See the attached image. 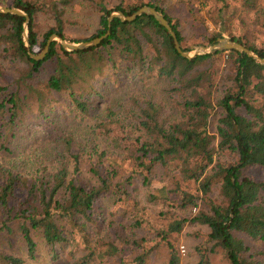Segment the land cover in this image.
I'll use <instances>...</instances> for the list:
<instances>
[{"label":"trees","instance_id":"16d2710c","mask_svg":"<svg viewBox=\"0 0 264 264\" xmlns=\"http://www.w3.org/2000/svg\"><path fill=\"white\" fill-rule=\"evenodd\" d=\"M85 1L94 31L70 39L68 16ZM0 5L28 14L33 53L53 33L78 42L109 31L84 50L52 41L34 60L24 17L0 13V264H30L41 246L53 264H145L157 243L179 264L168 239L187 223L207 226L205 242L230 264H264V179L247 174L264 167V64L235 51L188 59L153 16L107 19L148 5L184 50L226 34L264 58V0Z\"/></svg>","mask_w":264,"mask_h":264},{"label":"rangeland","instance_id":"374dc122","mask_svg":"<svg viewBox=\"0 0 264 264\" xmlns=\"http://www.w3.org/2000/svg\"><path fill=\"white\" fill-rule=\"evenodd\" d=\"M84 5L86 7H84ZM94 9L88 2H84L83 7L80 10H73L70 12L69 20L66 25V31L68 33H71L70 39L72 37H86L89 36L94 31V17H93ZM75 13H80L78 15H75ZM70 21V22H69ZM209 30L212 28V26L208 23ZM47 26L43 29L45 30ZM26 34L28 35V29L26 31ZM224 36H227L224 34ZM41 39V38H40ZM70 39H66L69 40ZM79 42V41H78ZM208 44V43H206ZM197 45L202 44H190L186 50H191ZM35 53H39L42 51V49H39V47L34 48ZM223 58L225 56L220 55ZM230 68V67H229ZM229 68L226 67L225 64H220V70L225 69V73L230 72ZM226 75L223 73L222 77H225ZM247 174L254 178V179H264V167H254L249 168L247 170ZM190 187H195L193 185L194 183L192 180H188ZM154 187H157L161 185V183L154 182ZM213 199L214 201H217L218 197V190L214 186L213 190L210 193V199ZM206 205H203L202 202H200V205L196 208L191 209L189 212L191 214V217L194 216L199 209H205ZM157 227V226H156ZM208 232V227L205 225H198V224H192L187 223L185 224L181 231L174 235L172 238L168 239V242H174V245L177 248L178 257H179V264H198L199 258L201 257V254H205L206 259L208 260V264H230L228 261V258L226 256V253L223 249L220 247H213L209 243L205 242L206 234ZM10 246L13 249H20L22 250L21 243L17 240L16 237L11 236L10 237ZM3 243H6V241L1 242V245ZM154 243H150L149 245H153ZM148 245V246H149ZM199 247V249H197ZM183 248V251L181 249ZM37 258L30 262V264H53L50 260V255L48 254V250L45 248V246L40 247L39 253L36 256ZM168 257H169V248L167 246V243L165 244H155L152 252L148 256V259L145 264H167L168 263ZM67 264V263H66Z\"/></svg>","mask_w":264,"mask_h":264},{"label":"water","instance_id":"95a60500","mask_svg":"<svg viewBox=\"0 0 264 264\" xmlns=\"http://www.w3.org/2000/svg\"><path fill=\"white\" fill-rule=\"evenodd\" d=\"M0 13H4V14L9 13V14L19 15V16L24 17L25 22L23 24L22 38H23L25 47L28 51L29 57L34 59V60H40L45 56V54L48 51L49 45L52 41H55L64 50L78 51V50H84V49H88L90 47L98 45L109 34V31H107L105 34L98 36V37H94L90 40L72 42V41L66 40L63 37L53 33L48 37L46 45L44 46L42 51L39 53H33L29 49L28 35L26 34L27 23L29 21L28 14H26L24 11H22L19 8L7 7V6H3V5H0ZM141 14H147V15L153 16L155 18V20L160 25H162L166 29L168 34L171 36L173 43H174V47L177 50V52L185 58L193 59L197 55L213 54L216 52L235 51V52H238L240 54H245V55L253 58L256 62H258L260 64H264V58L260 57L256 52L247 48L243 44L230 39L228 36H224V35L217 37L213 42H211L209 44L197 45L191 50H184L181 47V45L179 44L175 32L173 31V29H172L171 25L169 24V22L167 21V19L164 17L163 13L161 11H158L154 7H151L148 5L141 6L140 8H138L136 11H134L130 15H125L120 10L112 11L107 19H108L109 23L114 18H118L121 21H132L137 16H139Z\"/></svg>","mask_w":264,"mask_h":264},{"label":"built area","instance_id":"2783aa9c","mask_svg":"<svg viewBox=\"0 0 264 264\" xmlns=\"http://www.w3.org/2000/svg\"><path fill=\"white\" fill-rule=\"evenodd\" d=\"M181 251H183V248L181 249Z\"/></svg>","mask_w":264,"mask_h":264}]
</instances>
